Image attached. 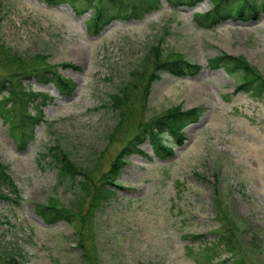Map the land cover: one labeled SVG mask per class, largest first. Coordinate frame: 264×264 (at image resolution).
Instances as JSON below:
<instances>
[{
	"label": "rangeland",
	"instance_id": "rangeland-1",
	"mask_svg": "<svg viewBox=\"0 0 264 264\" xmlns=\"http://www.w3.org/2000/svg\"><path fill=\"white\" fill-rule=\"evenodd\" d=\"M159 4L97 33L87 28L92 10L78 17L66 4L0 0V72L12 90L38 93L27 112L39 119L22 149L0 114V163L16 192L0 185V261L11 254L23 264H207L213 243L211 264L234 255L264 264V96L235 91L232 77L208 66L227 54L264 78V14L201 29L193 18L212 9L209 0L191 9ZM155 49L201 69L194 78L161 73L150 81ZM42 66L70 89L26 75ZM178 106L204 110L182 130L183 144L160 161L146 140L142 154L127 158L111 203L89 210L87 194L124 141ZM57 146L87 192L60 183L46 150ZM81 191L77 213L70 203ZM49 205L68 221L50 224L37 214Z\"/></svg>",
	"mask_w": 264,
	"mask_h": 264
},
{
	"label": "trees",
	"instance_id": "trees-1",
	"mask_svg": "<svg viewBox=\"0 0 264 264\" xmlns=\"http://www.w3.org/2000/svg\"><path fill=\"white\" fill-rule=\"evenodd\" d=\"M49 6H59L66 4L73 10L76 16H82L88 10L93 11V16L89 19L88 29L91 32L104 30L106 26L112 22L120 19L123 21L143 18L151 10L157 8L160 0H41ZM165 3L174 8H190L195 7L203 0H164ZM213 3L212 9L208 12L197 14L194 16V22L201 29H213L225 21L234 22V20H256L261 14H264V0H209ZM155 57L153 70L148 77L151 81L160 79L159 74L165 73L175 78L190 77L194 78L198 74L201 67L197 64H190L181 58H172L166 60L158 55L159 50L155 49ZM161 53V52H160ZM208 66L211 69H222L229 77H232L236 83L235 91H242L249 93L255 99H260L264 96V78L255 73L250 65L246 64L239 57H232L227 54H221L214 59L208 61ZM41 67L32 69L26 75H31L41 84L56 85L61 90L70 89L69 81L63 79L54 68ZM17 92L9 87V78L2 75L0 72V114L1 119L9 124V128L15 140L20 147L24 149L25 145L33 139V127L39 120L27 112V106L31 104L36 92H30L25 87ZM122 90H126L122 89ZM148 85L145 88V95L148 94ZM123 92L116 95L119 98ZM21 94V95H20ZM22 96V97H21ZM115 98V105L113 107L120 110L119 100ZM113 102V101H112ZM26 105V107H25ZM202 107L197 106L193 109L182 110L179 106L166 110L163 116L144 122V125L139 126L138 131L132 134L130 139H126L123 147L116 155V158L111 162L109 170L103 172L98 179V184L91 188L88 195L89 210L100 212L107 205L111 203L113 195L117 192L118 176L122 168L127 165V158L133 154H142V147L146 140L151 143L153 153L160 159L165 161L173 154L175 146H181L184 140L182 130L189 124L196 123V121L203 115ZM112 134L110 138H113ZM47 155L51 158V164L56 167L60 183L71 181L72 184H81L80 187L83 192H87L88 185L83 179L77 182V176L80 174L74 166L68 154L61 148H48ZM7 184L10 186L12 192H15V185L11 182V178L6 173V167L0 163V185ZM79 188V190H80ZM71 201L70 206L73 211L80 212L83 196ZM1 197V195H0ZM37 214L41 215L46 222L54 224L62 219L68 221L62 213H59L55 206H38ZM219 239H224L223 235L219 234ZM218 239V240H219ZM217 240V241H218ZM82 247V245L79 243ZM216 245L209 243L205 247V258L207 264L213 263V259L218 257L217 251L214 249ZM203 250V249H202ZM196 261V260H195ZM199 264L198 261H196ZM0 264H23L14 259V256L8 254ZM223 264H245L241 259L235 255L223 261Z\"/></svg>",
	"mask_w": 264,
	"mask_h": 264
}]
</instances>
